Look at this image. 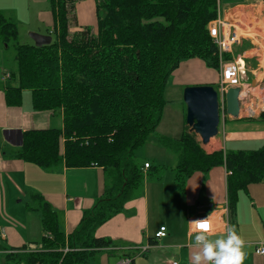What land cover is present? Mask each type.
<instances>
[{
    "label": "trees",
    "instance_id": "obj_1",
    "mask_svg": "<svg viewBox=\"0 0 264 264\" xmlns=\"http://www.w3.org/2000/svg\"><path fill=\"white\" fill-rule=\"evenodd\" d=\"M96 1L105 16L97 18L93 32L76 29L75 0H48L52 41L41 47L20 44L17 22L0 11V45L14 47L6 105L19 106L22 92L28 91L33 111L62 115L61 129L24 132L16 157L43 170L92 165L104 174L103 194L68 236L60 232L52 207L29 193L26 206L40 213L45 235L7 255L8 264H89L97 250L110 247L112 242L96 237L95 230L123 209L145 177L161 179L156 176L161 168L137 162L136 152L161 123L168 78L190 60L218 70L208 25L217 19L222 0ZM187 131L185 126L178 138H158L178 157L172 170L175 191L182 193L194 173L223 167L227 207L234 213L240 192L264 182V146L208 154Z\"/></svg>",
    "mask_w": 264,
    "mask_h": 264
},
{
    "label": "crops",
    "instance_id": "obj_2",
    "mask_svg": "<svg viewBox=\"0 0 264 264\" xmlns=\"http://www.w3.org/2000/svg\"><path fill=\"white\" fill-rule=\"evenodd\" d=\"M239 1L232 4L223 17L218 12V17L237 29L241 28L242 17L239 15L244 16L245 23L257 19L264 21V0ZM253 5L258 7V11L255 12ZM93 10V4L92 7L84 2L76 4V29L86 27L80 22L92 16ZM0 11L5 17L16 21L18 29L29 33L49 36L48 29L54 26L48 0H0ZM96 25L97 20L95 29ZM260 39L264 45V38ZM253 45V40H244L232 54L224 57L226 60L243 57L251 83L254 79L264 80V56L252 55ZM5 51V45H0V58ZM11 69L12 66L7 68V63L0 61V264H8L5 260L7 255L24 246L39 243L45 235L40 213L26 206L29 193L39 194L52 207L57 214L60 232L68 236L78 227L83 212L94 207L104 190L101 168L92 165L82 168L60 166L43 170L16 157L22 147L24 132L61 129L62 115L33 111L28 91L22 92L19 106H7L4 91L8 80H3V77ZM172 76L176 86H212L219 78V71L207 68L200 60H190L181 63ZM260 117L237 120L264 123V118ZM226 118L235 120L224 116L220 121L222 127ZM162 120L159 127L162 126ZM181 133L174 137L171 134L163 135L178 138ZM196 137L200 142L198 135ZM227 139L264 140V128H246L224 136L219 125L217 136L211 138L207 145L201 146L211 149V152L204 149L208 154L227 151L223 143ZM226 176L223 167H215L205 174L194 173L187 180L182 193L175 191L174 173L166 182L145 177L140 193L95 230L96 237L109 239L112 244L97 250L89 264H120L125 258L130 259V264H192L191 256L196 249L191 247L194 233L188 222L205 218L214 209V215L210 218L211 238L225 235L226 226L233 225L245 241L247 256L244 264H264V256L256 252L259 244L264 245V182L240 192L234 213L231 214L227 207ZM160 227L165 228L166 233L161 240L155 237ZM144 248L147 250L142 253Z\"/></svg>",
    "mask_w": 264,
    "mask_h": 264
},
{
    "label": "rangeland",
    "instance_id": "obj_3",
    "mask_svg": "<svg viewBox=\"0 0 264 264\" xmlns=\"http://www.w3.org/2000/svg\"><path fill=\"white\" fill-rule=\"evenodd\" d=\"M77 3H83L84 4H90L92 7L93 4V15L88 16L86 19L82 20L80 24L82 26H86L91 31H95V21L97 18H104L105 16V10L104 9H98L97 10V1L96 0H75ZM91 1L93 3L91 4ZM240 2L239 0H222L219 3V13L220 17H223L226 10L232 6V4ZM74 15L77 16L76 11ZM258 20V19H257ZM254 22V21H253ZM257 26L256 32L254 33V39L253 42L255 45L261 47L260 48V54L264 56V45L263 41L260 38H264V21L263 19L255 21ZM19 30V37L18 42L20 44H29L34 45L32 39L30 38L29 34H32L34 32H26L24 29L20 28ZM73 31L74 28H71ZM52 29L49 28L48 32H51ZM37 34V33H35ZM258 35V39H257ZM251 37V35H250ZM260 37V38H259ZM252 39V38H251ZM254 52H251L253 54ZM13 57H14V47L9 46V48L6 49L5 52H3V55H1L0 61H3L4 63H7V68L14 67L13 63ZM264 59V58H263ZM218 80L215 85H213L214 90H217ZM188 86H176L173 84V76L171 75L168 78L167 86L165 88L164 92V100L166 102L164 111H163V117H162V126L157 128V131H155L147 141V143L144 145V147H141L136 152V158L137 162L143 163L144 160L146 162H149L152 166H158L161 169L158 171L157 175L161 177L163 182H166L168 177H170L173 173V168L177 164L178 157L176 154L162 148L158 142L159 136H165L163 134H171L173 137L177 135L179 132H183L186 125V106L183 102V91ZM28 94V92H27ZM29 95V94H28ZM221 104L219 102V112L221 114ZM222 118V114H221ZM255 125V126H254ZM258 126V127H257ZM246 128H264V123L262 122H250V121H241V120H230L228 118L225 119L224 125L222 127V123H220V130L224 133V136H227L230 133L244 130ZM171 136V137H172ZM226 142V143H225ZM224 146L226 147V150L229 152V150L236 151L237 149H256L264 145V140H229L226 141L223 140ZM254 143V144H252ZM226 144V145H225ZM201 145V144H200ZM203 150H207L208 152H211V149H209L207 146H202ZM150 179H152L149 176ZM153 179H155L153 177ZM152 179V180H153ZM160 179V180H161ZM141 189H138L132 196L135 197L140 193Z\"/></svg>",
    "mask_w": 264,
    "mask_h": 264
},
{
    "label": "built area",
    "instance_id": "obj_4",
    "mask_svg": "<svg viewBox=\"0 0 264 264\" xmlns=\"http://www.w3.org/2000/svg\"><path fill=\"white\" fill-rule=\"evenodd\" d=\"M252 8L256 9L255 12L258 11V7L253 5ZM260 11L262 12L261 9H259V12ZM239 16L242 17L241 28L239 29L233 27L228 21L222 20L219 17L208 25L209 37L218 53L219 78L216 92L222 108V118L226 116L224 111L225 94L228 89L237 88L239 89V99L244 102L243 118L255 119L264 114V80L254 79V85L250 82L247 77V69L243 57H236L234 60H226L224 58L226 55L232 54L233 50L239 46L242 41H252L254 39V33L257 29V26L254 25L256 22L245 23L246 20L243 18L244 16ZM253 46L254 50L252 52L254 53L252 55L259 57L261 47L257 45ZM5 79H8L7 74L3 77V80ZM144 168L147 169L148 165L145 164ZM191 229L193 232L192 226ZM165 235V228L160 227L159 231L155 234V237L161 240ZM146 250L147 249L144 248L141 252L145 253ZM65 251H67V249H65ZM256 252L257 254L264 256V245L259 244ZM120 264H130V259L125 258Z\"/></svg>",
    "mask_w": 264,
    "mask_h": 264
},
{
    "label": "water",
    "instance_id": "obj_5",
    "mask_svg": "<svg viewBox=\"0 0 264 264\" xmlns=\"http://www.w3.org/2000/svg\"><path fill=\"white\" fill-rule=\"evenodd\" d=\"M35 47L49 45L50 36L29 34ZM254 85L255 82L252 81ZM186 106V125L189 133L198 135L201 145H207L216 137L221 121L217 92L211 86L186 87L183 91ZM243 101L239 99V89L230 88L225 94V115L232 119H243Z\"/></svg>",
    "mask_w": 264,
    "mask_h": 264
},
{
    "label": "clouds",
    "instance_id": "obj_6",
    "mask_svg": "<svg viewBox=\"0 0 264 264\" xmlns=\"http://www.w3.org/2000/svg\"><path fill=\"white\" fill-rule=\"evenodd\" d=\"M215 209L205 218L189 221L194 238L191 247L196 249L191 256L192 264H244L247 253L245 241L235 226L227 225L226 234L211 238L210 218Z\"/></svg>",
    "mask_w": 264,
    "mask_h": 264
}]
</instances>
